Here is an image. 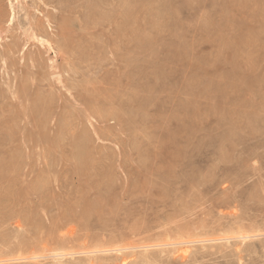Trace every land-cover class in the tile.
I'll return each mask as SVG.
<instances>
[{
  "label": "rangeland",
  "instance_id": "obj_1",
  "mask_svg": "<svg viewBox=\"0 0 264 264\" xmlns=\"http://www.w3.org/2000/svg\"><path fill=\"white\" fill-rule=\"evenodd\" d=\"M96 1L0 0V264H264V0Z\"/></svg>",
  "mask_w": 264,
  "mask_h": 264
},
{
  "label": "bare ground",
  "instance_id": "obj_2",
  "mask_svg": "<svg viewBox=\"0 0 264 264\" xmlns=\"http://www.w3.org/2000/svg\"><path fill=\"white\" fill-rule=\"evenodd\" d=\"M65 1V0H64ZM98 1V0H97ZM96 1V2H97ZM141 1V0H140ZM106 2V1H105ZM111 2H112V0H111ZM127 2V1H126ZM198 2V1H197ZM80 3V2H79ZM87 3V2H86ZM74 4V3H73ZM78 4V3H77ZM110 4V3H109ZM82 5V4H81ZM130 7V6H129ZM70 8V7H69ZM124 8V7H123ZM61 9V8H60ZM66 9V8H65ZM73 9V8H72ZM71 9V11L73 12V10ZM79 9V8H78ZM1 10V9H0ZM129 10V9H128ZM74 11H75V9H74ZM91 10H89L88 12H90ZM65 12V11H64ZM71 12V13H72ZM76 12V11H75ZM75 12H73V13H75ZM83 12V11H82ZM4 13V12H3ZM3 13L2 14H0V16L1 15H3ZM67 13V12H66ZM78 13V12H77ZM128 14V13H127ZM3 16H5V14L3 15ZM13 16H15V14L13 15ZM79 16V15H78ZM91 16V15H90ZM128 16V15H127ZM84 18V17H83ZM83 18H81L82 20H83ZM89 18V17H88ZM6 20V19H5ZM1 21V20H0ZM13 21V20H12ZM70 21V20H69ZM69 21H67V20H63L61 23H60V27H59V29H60V32H61V36L64 38V40H67L66 38L69 36V34L70 33H72L73 31H72V27H73V23L72 22H69ZM95 21V20H94ZM2 22V21H1ZM76 22V21H75ZM90 22V21H89ZM77 23H75V25H76ZM90 24V23H89ZM94 24H96V23H94ZM49 25V24H48ZM78 25V24H77ZM76 25V26H77ZM86 25V24H85ZM40 26V25H39ZM83 26V25H82ZM75 27V26H74ZM39 28V27H38ZM47 28V27H46ZM92 28H94V27H92ZM41 29V31H42V28H40ZM39 29V30H40ZM48 31V30H47ZM72 31V32H71ZM235 31V30H234ZM43 32H44V29H43ZM41 33V32H40ZM47 33V32H46ZM45 33V35H47ZM32 35V34H31ZM49 36V35H48ZM31 38H32V36H31ZM61 38V37H60ZM36 39V38H35ZM73 39V38H72ZM41 41H42V39H40ZM44 42V41H43ZM47 42H49L48 40H47ZM61 42V41H60ZM231 42V41H230ZM40 43V42H39ZM51 43V42H50ZM62 43V42H61ZM42 45H44V44H42ZM64 45V44H63ZM82 47V46H81ZM50 48V47H49ZM65 48H67V47H65ZM71 49V48H70ZM74 50V49H73ZM81 50V49H80ZM69 51V50H68ZM67 52V51H66ZM71 54V53H70ZM11 55V54H10ZM66 56V55H65ZM71 56V55H70ZM152 62V61H151ZM69 63V62H68ZM71 63H73V62H71ZM70 65V64H69ZM74 65V64H73ZM78 65V64H77ZM68 67H70V66H68ZM7 83V82H6ZM15 89H17L16 87H14ZM21 88V87H20ZM15 89H14V94H15V97H17V95L21 92H16L15 91ZM87 89V88H86ZM14 94H13V96H14ZM23 94V93H22ZM141 94V93H140ZM146 94V93H145ZM20 95V94H19ZM21 96V95H20ZM148 96V95H147ZM153 96V95H152ZM38 97H40V96H38ZM16 99V98H15ZM18 99V98H17ZM39 99V98H38ZM19 100V99H18ZM20 101V100H19ZM118 101V100H117ZM3 102V101H2ZM24 102V101H23ZM36 102H37V100H36ZM44 102V101H43ZM22 105V104H21ZM31 106V105H30ZM37 106V105H36ZM131 108V107H130ZM34 109V108H33ZM105 109V108H104ZM39 110V109H38ZM98 110V109H97ZM135 110H136V108H135ZM49 111V110H48ZM103 111V110H102ZM125 111V110H124ZM94 115V114H93ZM125 115V114H124ZM140 117V116H139ZM127 122V121H126ZM132 123V122H131ZM136 124V123H135ZM2 126V125H1ZM2 142V141H1ZM11 167V166H10ZM228 198H229V196H228ZM95 203V202H94ZM98 206V205H97ZM224 206V205H223ZM89 211V210H88ZM90 213V212H89ZM88 213V214H89ZM86 215V214H85ZM225 215V214H224ZM220 227V226H219ZM243 228V227H242ZM233 229V228H232ZM250 229V228H249ZM255 230H256V228H254ZM251 230V229H250ZM236 231H240V229L239 230H236ZM244 230H242V232H243ZM247 231H249V230H247ZM246 230L244 231V232H247ZM253 231V230H252ZM260 232H261V230H259ZM258 231V232H259ZM244 232H243V234L241 233V232H237V234L239 233V237H236V238H225V239H222V240H206V239H204L205 241H203L202 240V238H198V239H200V241H196V239L195 240H186V241H180V243H168V244H164V245H156V246H143L142 247V245H140L141 247H135V246H131V247H123V248H118V249H111V250H107V249H105V250H94V251H92V252H87V253H81V254H84V255H89V256H91V255H95V254H99V253H101V254H106V253H113V252H116V253H125V252H127V251H136V250H141V252H140V254H139V257L142 259V263L144 264V263H148L149 262V260H150V257H149V255H147L148 254V252H149V249H154V248H160V247H173L172 249H171V255H176V254H181L182 255V257H184V258H187L188 256H190V254H191V250L193 249V247H195V246H197L198 244H205V243H212V242H219V241H230V240H236V241H238L239 243H238V246H243L244 244H246V242L247 241H249V240H253V239H255V238H258V237H260V236H250V235H248V233L249 232H251V231H249L248 233H247V235L246 234H244ZM253 232H255V231H253ZM252 232V233H253ZM257 232V231H256ZM236 234V233H235ZM241 234V235H240ZM257 234V233H256ZM255 234V235H256ZM234 235V234H233ZM252 235V234H251ZM254 235V234H253ZM205 238V237H204ZM212 238V237H211ZM202 240V241H201ZM172 241V240H171ZM175 241V240H174ZM176 241H178V240H176ZM226 241V242H227ZM173 242V241H172ZM261 244V243H260ZM235 247H237V246H235ZM253 247V246H252ZM113 248V247H112ZM242 248V247H241ZM239 249L240 248H238L237 250L239 251ZM11 250V249H10ZM194 250V249H193ZM192 250V251H193ZM241 250V249H240ZM17 253V252H16ZM64 253V252H63ZM217 253V252H216ZM220 253V252H219ZM78 254H80V253H70V254H62V255H56V257L57 258H60V257H62V258H64V257H68V256H71V257H73V256H75V255H78ZM22 255V254H21ZM137 254L136 253H132V256H136ZM172 256V257H173ZM178 256V255H177ZM92 257V256H91ZM130 257V256H129ZM196 257V256H195ZM11 258V257H10ZM20 258V257H19ZM28 258V257H27ZM127 258V257H126ZM174 258V257H173ZM198 258V257H197ZM196 258V259H197ZM9 259V258H8ZM14 259V258H13ZM17 259V258H16ZM16 259H14V260H8L9 262H13V261H17ZM34 259H38V257H36V258H29V259H23V258H21V259H18V261H22V260H34ZM55 259V258H54ZM152 259V258H151ZM7 260V259H6ZM57 260V259H56ZM90 260V263L89 264H97V263H95V262H97V260L96 259H94V258H90L89 259ZM124 260V262L126 261L125 259H123ZM154 260V259H153ZM5 261V260H4ZM4 261H0V263L1 262H4ZM195 261V260H194ZM6 262V261H5ZM56 262V261H55ZM106 262V261H105ZM121 262V261H120Z\"/></svg>",
  "mask_w": 264,
  "mask_h": 264
}]
</instances>
